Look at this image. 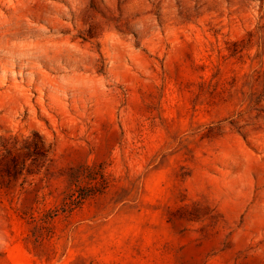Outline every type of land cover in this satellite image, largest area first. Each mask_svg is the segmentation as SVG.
<instances>
[{
    "label": "rangeland",
    "instance_id": "1",
    "mask_svg": "<svg viewBox=\"0 0 264 264\" xmlns=\"http://www.w3.org/2000/svg\"><path fill=\"white\" fill-rule=\"evenodd\" d=\"M0 264H264V0H0Z\"/></svg>",
    "mask_w": 264,
    "mask_h": 264
}]
</instances>
